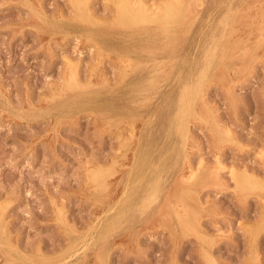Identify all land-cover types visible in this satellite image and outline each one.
Returning <instances> with one entry per match:
<instances>
[{
  "label": "rangeland",
  "instance_id": "1",
  "mask_svg": "<svg viewBox=\"0 0 264 264\" xmlns=\"http://www.w3.org/2000/svg\"><path fill=\"white\" fill-rule=\"evenodd\" d=\"M181 2L0 0V264H264V0Z\"/></svg>",
  "mask_w": 264,
  "mask_h": 264
},
{
  "label": "bare ground",
  "instance_id": "2",
  "mask_svg": "<svg viewBox=\"0 0 264 264\" xmlns=\"http://www.w3.org/2000/svg\"><path fill=\"white\" fill-rule=\"evenodd\" d=\"M166 1V0H165ZM174 1V0H173ZM177 1V0H176ZM176 1H174V2H165V4H162L163 6H160L161 8H160V10L159 11H156L155 9H151V8H149V6L146 4V2L144 1V0H116V3H117V7H118V11H117V13H118V16L119 17H122L121 19H126V18H124V16L127 14V12H129L130 13V16L133 18V19H137V20H156V21H159V23L160 24H167L168 22H170L171 23V21L174 19H179L181 16H183V14H184V8H182V6H180L181 4H180V2H181V0L178 2L177 1V3H176ZM198 1H201V0H198ZM149 2V1H148ZM164 3V2H163ZM182 3V2H181ZM185 3V2H184ZM203 5H205L204 3H203ZM77 6V5H76ZM200 6V5H199ZM91 7V6H90ZM116 7V8H117ZM158 7V6H157ZM84 8H85V10L87 9V7H86V5L84 6ZM159 9V8H158ZM223 11V10H222ZM249 11V10H248ZM44 12V11H43ZM91 13H92V11H91ZM83 14V13H82ZM243 14V13H242ZM261 17V16H260ZM173 20V21H174ZM218 21V20H217ZM211 24V23H210ZM210 26V25H209ZM209 26H207V27H209ZM250 28V27H249ZM246 29V28H245ZM201 30V29H200ZM259 32V31H258ZM235 35V34H234ZM261 37V36H260ZM220 40V39H219ZM224 40V39H223ZM200 42V41H199ZM204 42V41H203ZM240 46V45H239ZM230 51V50H229ZM240 51V50H239ZM198 52V51H197ZM225 52V51H224ZM243 52V51H242ZM189 54V53H188ZM208 54V53H207ZM236 55V54H235ZM206 56V55H205ZM220 57V56H219ZM233 57V56H232ZM236 57H237V55H236ZM257 58V57H256ZM69 59H71V58H69ZM205 59V58H204ZM67 60V59H66ZM73 60V59H72ZM182 60V59H181ZM128 61H130V60H128ZM194 61H196V60H194ZM228 61V60H227ZM68 62V61H67ZM66 62V63H67ZM129 63H131V62H129ZM185 63V62H184ZM191 63V62H190ZM126 65V64H125ZM128 65V64H127ZM196 64H194V66H195ZM67 66H68V64H67ZM66 66V67H67ZM122 66V65H121ZM127 67H129V66H127ZM225 67V66H224ZM122 68V67H121ZM202 69V68H201ZM239 69V68H238ZM237 69V70H238ZM198 70V69H197ZM66 71V70H65ZM120 71V70H119ZM193 70H191V72H192ZM239 71V70H238ZM70 72V71H69ZM183 72V71H182ZM190 72V73H191ZM198 72V71H197ZM77 74V73H76ZM197 74V73H196ZM228 74V73H227ZM68 76V75H67ZM73 76V75H72ZM74 76H75V74H74ZM193 76H195V75H193ZM71 77V76H70ZM181 77V76H180ZM69 78V77H68ZM186 78H187V76H186ZM108 79H109V77H108ZM107 79V80H108ZM120 79H121V77H120ZM180 79V78H179ZM190 79V78H189ZM194 79V78H193ZM72 80H73V78H72ZM110 80V79H109ZM188 80V79H187ZM216 80V79H215ZM80 81V80H79ZM191 81V80H190ZM81 82V81H80ZM120 82H121V80H120ZM187 82V81H186ZM113 83V82H112ZM111 83V84H112ZM121 83H123V81L121 82ZM177 83V82H176ZM182 83V82H181ZM192 84H193V81L191 82ZM114 84V83H113ZM119 84V83H118ZM186 84V83H185ZM182 85H184L183 83H182ZM188 85V84H187ZM185 86V85H184ZM201 86V85H200ZM64 87V86H63ZM111 88H112V86H110ZM183 87V86H182ZM186 87V86H185ZM184 87V88H185ZM191 87V86H190ZM185 89H187V87L185 88ZM181 90H182V88H181ZM181 90H180V93H181ZM184 90V89H183ZM182 90V91H183ZM191 91V90H190ZM115 92V91H114ZM186 93V92H185ZM185 93H184V95H185ZM191 93V92H190ZM197 94V93H196ZM188 95V94H187ZM204 95V94H203ZM178 96H179V93H178ZM190 96V95H189ZM180 97V96H179ZM177 98V97H176ZM181 98V97H180ZM179 98V99H180ZM203 98V97H202ZM184 99H186L185 97H184ZM187 100H188V98H187ZM188 101H190V100H188ZM203 101V100H202ZM8 102V101H7ZM177 102V101H176ZM179 102V101H178ZM182 103H183V101H182ZM181 103V104H182ZM181 104H180V106H181ZM185 105V104H184ZM186 105H188L187 103H186ZM201 105V104H200ZM178 106V105H177ZM3 107V106H2ZM9 107V106H8ZM12 107V106H11ZM5 108V107H4ZM13 108V107H12ZM173 108H174V106H173ZM178 108V107H177ZM177 108H176V110H177ZM182 108H185L184 106L182 107ZM179 109H181L180 107H179ZM190 109V108H189ZM12 110V109H11ZM15 111H17V110H15ZM17 113V112H16ZM21 113V112H20ZM175 113V112H174ZM179 113H182V110H181V112H179ZM192 113V112H191ZM194 113L196 114V112L194 111ZM183 114V113H182ZM174 115V114H173ZM17 116H19V114L17 115ZM181 116V115H180ZM198 116V115H197ZM21 117V116H20ZM174 117V116H173ZM183 117V116H182ZM191 117V116H190ZM199 117V116H198ZM175 118V117H174ZM189 120V119H188ZM175 121V120H174ZM114 123V122H113ZM184 123V122H183ZM171 125H172V123L170 124V127H171ZM178 125V124H177ZM183 125V124H182ZM178 126H176L175 128H177ZM124 129V128H123ZM178 130V129H177ZM127 131V130H126ZM133 131V130H132ZM181 131V130H180ZM116 133V132H115ZM125 133V132H124ZM129 133V132H128ZM170 133V132H169ZM185 133V132H184ZM123 134V133H122ZM181 134L183 135V133L181 132ZM118 135V134H117ZM125 135V134H124ZM123 135V136H124ZM179 135V133L177 134V136ZM126 136V135H125ZM128 136V135H127ZM172 136V135H171ZM176 136V137H177ZM176 137H174V138H176ZM183 137H185V136H183ZM123 138V137H122ZM121 138V139H122ZM125 138V137H124ZM130 138H131V136H130ZM126 139H128L127 137H126ZM166 139H167V136H166ZM124 140V139H123ZM180 140H181V136H180ZM182 140H183V138H182ZM181 140V142H183ZM118 142V141H117ZM173 142V141H172ZM176 142V141H175ZM162 143V142H161ZM171 144H174V143H171ZM177 145V144H176ZM118 146H119V144H118ZM181 146L183 147V146H185L184 145V142H183V145L181 144ZM149 147V146H148ZM147 147V148H148ZM172 147V146H171ZM150 148V147H149ZM181 149V151H182V148H180ZM148 150V149H147ZM179 150V149H178ZM114 151V150H113ZM117 151V150H116ZM170 151H172V150H170ZM179 153V152H178ZM172 154H175L174 152L172 153ZM182 154V153H181ZM120 155V154H119ZM145 155V154H144ZM188 155V154H187ZM189 156V155H188ZM146 157V156H145ZM170 157H171V155H170ZM108 159V158H107ZM166 159H168V158H166ZM181 159V158H180ZM136 160V159H135ZM157 160V159H156ZM188 160V159H187ZM109 161V160H108ZM112 161V160H111ZM151 161V160H150ZM168 161V160H167ZM176 161V160H175ZM175 161H174V163H175ZM218 161V160H217ZM189 162V161H188ZM146 163V162H145ZM165 163V162H164ZM190 163V162H189ZM171 164V163H170ZM144 165V164H143ZM148 165V164H147ZM128 167V166H127ZM164 169V168H163ZM135 171V170H134ZM192 172H194V171H192ZM156 174V173H155ZM172 174V173H171ZM127 176V175H126ZM155 175H153V177H154ZM188 176V175H187ZM190 176V175H189ZM191 176H193V174L191 175ZM148 178V177H147ZM147 178H145V179H147ZM188 177H186V179H187ZM189 178H191V177H189ZM167 179V178H166ZM152 180H154V178L152 179ZM152 180H150L149 182H152ZM155 181V180H154ZM159 181V180H158ZM237 183H239V185L241 186V188H245V186H246V184H248L249 183V180H247V179H245V178H239L238 179V182ZM146 184H147V182H146ZM152 185H153V183H151ZM133 186V185H132ZM155 186V185H154ZM154 186L152 187V191H154ZM157 186V185H156ZM123 187H125V186H123ZM122 187V188H123ZM129 187V186H128ZM137 187V186H136ZM146 187V186H145ZM144 187V188H145ZM149 187V186H148ZM122 188H121V190H122ZM126 188V187H125ZM135 188V187H134ZM138 188V187H137ZM150 188V187H149ZM159 189H160V186H159ZM142 190V189H141ZM156 190H158L157 188H156ZM151 191V189H150V192H152ZM146 193H148L147 191H145ZM145 192H143V194H145ZM132 192H130V194H131ZM245 193V192H244ZM150 194V193H149ZM149 194L147 195L148 196V198H149ZM153 194V193H152ZM156 195V194H155ZM127 197V196H126ZM140 197V196H139ZM143 198H145L144 196H142ZM151 197V196H150ZM154 197V196H153ZM187 197V196H186ZM132 198V197H131ZM147 198V197H146ZM142 199V198H141ZM151 199V198H150ZM200 199V198H199ZM198 199V200H199ZM140 200V199H139ZM145 200V199H144ZM149 200V199H148ZM133 201V200H132ZM143 201V200H142ZM175 201V200H174ZM121 202V201H120ZM124 202V201H123ZM136 202V201H135ZM147 201H145V203H146ZM114 203V202H113ZM112 203V204H113ZM170 203V202H169ZM121 204H122V202H121ZM123 205H125V204H123ZM129 205V204H128ZM127 205V206H128ZM138 205V204H137ZM182 205V204H181ZM200 205H201V203H200ZM126 206V205H125ZM165 206V205H164ZM97 207V206H96ZM111 207V206H110ZM117 207V206H116ZM136 207V206H135ZM143 207V206H142ZM141 207V208H142ZM166 207V206H165ZM176 208V207H175ZM183 208V207H182ZM263 208V207H262ZM64 209V208H63ZM121 209V208H120ZM140 209V208H139ZM170 209V208H169ZM184 209V208H183ZM107 210V209H106ZM119 210V209H118ZM182 210V209H181ZM180 210V211H181ZM60 211V210H59ZM116 211V210H115ZM114 211V212H115ZM177 211H179V210H177ZM190 211V210H189ZM263 211V210H262ZM96 212V211H95ZM138 212V211H137ZM142 212V211H141ZM192 212V211H191ZM5 213V212H4ZM60 213V212H59ZM116 213V212H115ZM136 213V212H135ZM174 214H176L175 212H174ZM63 215H64V213H63ZM173 215V214H172ZM191 215H193V213L191 214ZM57 216H59L58 215V211H57ZM177 216V215H176ZM122 217V216H121ZM154 217V216H153ZM98 218V217H97ZM106 218V217H105ZM195 218V217H194ZM99 219H101V218H99ZM98 219V220H99ZM59 220V219H58ZM60 220H61V218H60ZM68 220H70V219H68ZM78 220V219H77ZM110 220V219H109ZM201 220V219H200ZM199 220V221H200ZM152 221V220H151ZM5 222V221H4ZM3 222V223H4ZM71 222V221H70ZM96 222V221H95ZM117 222V221H116ZM115 222V223H116ZM173 222V221H172ZM60 223H61V221H60ZM69 223V222H68ZM83 223V222H82ZM121 223V222H120ZM7 224V223H6ZM73 224V223H72ZM76 224V223H75ZM86 224H88V223H86ZM110 224H111V222H110ZM63 225V224H62ZM89 225V224H88ZM108 225V224H107ZM106 225V226H107ZM149 225V224H148ZM3 226V225H2ZM68 226V225H67ZM76 226V225H75ZM112 226V225H111ZM65 227V226H64ZM90 227V226H89ZM92 227H93V223H92ZM95 227V226H94ZM69 228V227H68ZM7 229V228H6ZM64 229V228H63ZM172 229V228H171ZM178 229V228H177ZM8 230V229H7ZM91 230V229H90ZM65 231V230H64ZM188 231V230H187ZM8 232V231H7ZM11 232V231H10ZM84 232H86V230L84 231ZM112 233V232H111ZM120 233V232H119ZM109 234V233H108ZM9 235V234H8ZM76 235V234H75ZM187 235V234H186ZM199 235H200V233H199ZM78 236V235H77ZM102 236V235H101ZM69 237V236H68ZM83 237V236H82ZM1 238H3V237H1ZM5 238V237H4ZM119 238V237H118ZM125 238V237H124ZM6 239H7V237H6ZM6 239H4V241L6 240ZM69 240H70V237L68 238ZM74 239V238H73ZM80 239V238H79ZM3 240V239H2ZM76 240V239H75ZM209 240V239H208ZM1 241V240H0ZM6 241H8V240H6ZM209 241H212V240H209ZM3 242V241H2ZM83 242V241H82ZM81 243V242H80ZM98 243V242H97ZM1 244V243H0ZM10 243H8V245H9ZM72 244V243H71ZM70 245V244H69ZM76 245V244H75ZM10 246V245H9ZM16 246V245H15ZM42 246V245H41ZM91 246V245H90ZM8 247V246H7ZM14 246H12V248H13ZM69 247V246H68ZM11 248V247H10ZM11 248V249H12ZM17 248H18V250H19V247L17 246ZM16 248V249H17ZM71 248V247H70ZM69 248V249H70ZM9 249V248H8ZM41 248H39V250H40ZM16 251V250H15ZM22 251V250H21ZM25 251V250H24ZM71 251V250H70ZM77 251V250H76ZM14 252V251H13ZM27 252V251H26ZM26 252L25 253H23V254H26ZM38 252V251H37ZM44 252V251H43ZM61 252H63V251H61ZM75 252V251H74ZM82 252V251H81ZM15 253H17V252H15ZM28 253V252H27ZM40 253H41V251H40ZM45 253V252H44ZM20 254H22V253H20ZM59 254V253H58ZM67 254V253H66ZM77 254V253H76ZM27 255V254H26ZM42 255H43V253H42ZM45 255V254H44ZM71 255V254H70ZM95 255V254H94ZM39 256H41V255H39ZM29 257H31V256H29ZM44 257V256H43ZM47 257V256H46ZM24 258V257H23ZM28 258V257H27ZM57 258V257H56ZM68 258V257H67ZM75 258V257H74ZM26 259V258H25ZM29 259V258H28ZM44 259V258H43ZM58 259V258H57ZM52 260V259H51ZM54 260V259H53ZM13 261V260H12ZM11 261V262H12ZM30 261H31V259H30ZM55 261V260H54ZM9 262V261H8ZM10 262V263H11ZM42 262V261H41ZM32 263V262H31ZM43 263V262H42ZM76 263V262H75ZM4 264V263H3ZM22 264V263H21ZM38 264V263H37ZM52 264V263H51Z\"/></svg>",
  "mask_w": 264,
  "mask_h": 264
}]
</instances>
